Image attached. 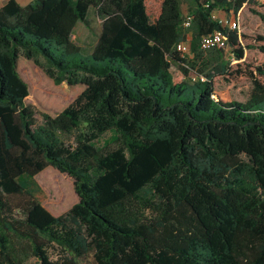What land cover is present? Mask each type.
<instances>
[{"label":"trees","instance_id":"1","mask_svg":"<svg viewBox=\"0 0 264 264\" xmlns=\"http://www.w3.org/2000/svg\"><path fill=\"white\" fill-rule=\"evenodd\" d=\"M189 2L187 58L177 50L187 40L181 0L0 8V264H264V35L242 27L247 11L264 24V2ZM92 9L102 25L88 54L73 34L79 23L96 32ZM216 11L238 27L224 29ZM217 30L232 61L202 48ZM22 57L56 85L86 89L39 124ZM243 81L247 97L217 96ZM48 167L72 177L79 196L60 216L25 183Z\"/></svg>","mask_w":264,"mask_h":264},{"label":"rangeland","instance_id":"2","mask_svg":"<svg viewBox=\"0 0 264 264\" xmlns=\"http://www.w3.org/2000/svg\"><path fill=\"white\" fill-rule=\"evenodd\" d=\"M263 1L264 0H261V2ZM181 2L184 14H189L191 11V3L189 0H181ZM219 15H222L221 17L230 16L225 12H219ZM90 21L96 30L95 33H92L85 24L79 23L73 34V40L83 47L88 54L93 51L97 43V34L102 25V20L97 17L94 9H92L90 13ZM242 27L247 34L264 35V24L258 16H254L250 11L245 12L243 15ZM186 34L187 40L190 42L193 38L192 30H187ZM225 53L226 60L233 58L229 50ZM18 70L22 78L29 85L30 95L26 102L35 108L39 124L43 121L44 113L51 115L60 113L86 89V86L81 84L75 86H70L67 83L56 85L54 80L50 78L42 68L24 57L19 60ZM250 89V83L248 81H243L238 85L231 84L229 86L219 87L217 96L226 101L243 99L248 96ZM113 136L114 134L112 132L107 133L102 139L97 141V146L103 147L112 140ZM55 180L58 181V185L61 184L69 190L71 200L67 203L64 202L65 198H63L59 190H57L59 186L54 184ZM25 183L28 189L34 194L35 198L55 216L66 213L79 202L74 179L56 168L48 167L34 178L26 179ZM18 215L22 216L20 212H18ZM32 262H34V260H32ZM80 264H96V262L92 257H88L81 260Z\"/></svg>","mask_w":264,"mask_h":264},{"label":"built area","instance_id":"3","mask_svg":"<svg viewBox=\"0 0 264 264\" xmlns=\"http://www.w3.org/2000/svg\"><path fill=\"white\" fill-rule=\"evenodd\" d=\"M261 2V0H260ZM264 2V1H263ZM220 11H216L213 13V18L220 23V25L227 30H234L238 27V22L233 15L231 16H226V17H221L219 15ZM193 24V16L191 14L185 15L184 21H183V26L186 30L191 29ZM202 48L207 51L211 50L214 48H222L227 52L228 50L231 52L232 48L229 44L227 35L224 30H217L213 32L212 34L205 36L202 41ZM178 52L182 54L183 57L187 58L191 56V47H190V42L186 40L185 42H182L181 44L178 45L177 47ZM232 54V52H231ZM233 56V54H232ZM200 78L201 80H205L203 76L198 77L197 75H193V79L197 80Z\"/></svg>","mask_w":264,"mask_h":264},{"label":"crops","instance_id":"4","mask_svg":"<svg viewBox=\"0 0 264 264\" xmlns=\"http://www.w3.org/2000/svg\"><path fill=\"white\" fill-rule=\"evenodd\" d=\"M8 0H0V8L7 2ZM22 6H26L28 5L30 2H32L33 0H17ZM222 12V11H220ZM227 15H229L228 13H226ZM233 15V14H231ZM230 15V16H231ZM222 16V15H221Z\"/></svg>","mask_w":264,"mask_h":264}]
</instances>
